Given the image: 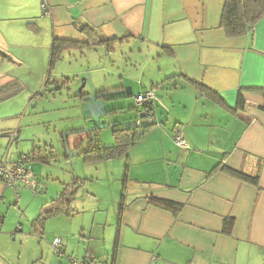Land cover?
I'll return each instance as SVG.
<instances>
[{
  "label": "crops",
  "instance_id": "crops-1",
  "mask_svg": "<svg viewBox=\"0 0 264 264\" xmlns=\"http://www.w3.org/2000/svg\"><path fill=\"white\" fill-rule=\"evenodd\" d=\"M4 1L9 10L0 16L6 22L0 29L2 61L30 66L37 56L46 77L53 40L64 41V49L88 40L133 43L152 55L160 53L170 63L168 78L191 89L173 91L188 99L172 100L171 110L163 101L172 92L158 100L168 114L161 111L160 120H139L145 106L157 115L152 90H146L152 103H136L134 125L149 126L125 154V196L111 264H264V99L248 90L264 84V16L243 35L228 36L220 26L225 0H49L48 14L40 0ZM84 25L95 30L89 38ZM19 78L0 70V88ZM240 90L242 109L236 107ZM107 92L112 97L120 90L96 93ZM175 134L185 147L174 142ZM225 169L258 175V184ZM18 186L0 178V228L12 204L11 191L16 203L20 200ZM150 196L181 208L174 214L151 204ZM229 217L233 226L225 234L223 222ZM56 237L47 240V249H53ZM87 254L94 255L90 249Z\"/></svg>",
  "mask_w": 264,
  "mask_h": 264
},
{
  "label": "rangeland",
  "instance_id": "rangeland-1",
  "mask_svg": "<svg viewBox=\"0 0 264 264\" xmlns=\"http://www.w3.org/2000/svg\"><path fill=\"white\" fill-rule=\"evenodd\" d=\"M6 6L0 0V16ZM5 23L0 21V29ZM159 54L152 55L151 49L133 43L62 49L52 64L46 62L48 84L37 56L30 66L0 58V70L20 77L0 88V154L6 153L9 141L4 132L12 130L19 135L9 157L33 151L46 160L30 164L43 192L34 194L18 186L21 197L17 203L10 193L12 204L0 228V264H67L66 256L82 257L88 249L96 257L95 264H111L118 209L125 196L126 153L85 159V142L91 134L101 147L113 145L112 126H134L138 118L135 98L146 90H152L157 100L153 104L157 115L151 119L160 120L161 111L160 115L168 116L158 102L165 94L172 92L163 101L170 110L181 96L187 98V94L173 92L191 89L168 78L170 63ZM117 88L120 92L111 98L98 99L103 101V111L97 118L87 116L85 97ZM93 128L95 135L89 132ZM57 198L64 212L46 217L40 226L37 219L57 204L53 201ZM54 236L64 238L62 257L47 249V240Z\"/></svg>",
  "mask_w": 264,
  "mask_h": 264
},
{
  "label": "trees",
  "instance_id": "trees-1",
  "mask_svg": "<svg viewBox=\"0 0 264 264\" xmlns=\"http://www.w3.org/2000/svg\"><path fill=\"white\" fill-rule=\"evenodd\" d=\"M264 16V0H225V3L222 8L221 18H220V26L224 29L225 33L228 36H239L243 35L248 29L252 28L262 17ZM81 30L86 34L89 38V35L93 33L95 30L88 25H84ZM90 33V34H89ZM101 43L106 46L110 45V41L103 40ZM91 44H99L98 41L88 40L87 45ZM86 45V44H83ZM82 45V46H83ZM67 45L64 41L61 40H53L51 46V57L50 64L53 63L58 53L64 49ZM205 89V87H204ZM249 91L256 92L260 94L264 99V84L261 87L248 89ZM209 93L210 91L207 89L206 91ZM110 93L107 92V95L104 98H111ZM236 107L242 109L244 107V97L242 95V91L238 92L237 96V104ZM261 109L264 110V106H261ZM147 106L144 107L145 115L148 113ZM144 126H132L129 128H123L121 126H112L113 139L114 143L111 146L101 147L95 138L91 137V134L88 135L87 141L85 142L87 147L84 151L85 159L89 160H97L102 158H110L113 156H119L122 153L125 154L130 145H132L145 131L146 127ZM96 128L89 129V132L92 134H96ZM12 132V131H11ZM18 134V132H17ZM29 154L30 160H41L46 161L43 157L36 155L33 151L27 153ZM229 174L243 180L247 181L253 185L258 184V175H248L241 170H233V169H225ZM126 179V175H124V180ZM123 190H125V184L123 185ZM63 195V193H62ZM149 202L159 208L169 210L172 213L176 214L180 208L181 204L172 202L169 200L157 198L154 196H150L148 198ZM56 203L59 202L58 198L53 200ZM64 212V209H61L57 204H54L50 209L45 210L44 216H40L37 221L39 225L43 224V220L59 212ZM123 211V197L122 201L119 205L118 218L120 219ZM43 215V214H42ZM36 221V222H37ZM233 226V218L229 217L224 219L223 222V232L225 234L231 233V228Z\"/></svg>",
  "mask_w": 264,
  "mask_h": 264
},
{
  "label": "built area",
  "instance_id": "built-area-1",
  "mask_svg": "<svg viewBox=\"0 0 264 264\" xmlns=\"http://www.w3.org/2000/svg\"><path fill=\"white\" fill-rule=\"evenodd\" d=\"M41 9L44 14L49 13V0H40ZM154 97L150 91H145L136 96L135 101L137 104H147L152 103ZM151 116H153V112L148 110V113L145 117H150L149 121H152ZM139 122V121H138ZM139 126V123L136 124ZM9 142L6 148V153L3 154L0 158V178L7 186L15 187L16 182L20 184V186L24 189L31 190L34 194L37 192H43L41 189L40 183L38 182L37 176L34 174L31 169V160L29 154L20 153L16 158L9 157V149L12 143L17 139V131H12L8 133ZM174 142L180 146L185 147L186 143L183 137L179 134H175ZM15 197L19 198V194L15 189ZM61 239L56 237L53 239L52 248L55 254L61 255L62 248ZM68 264H94L95 256L91 254H87L83 257H67Z\"/></svg>",
  "mask_w": 264,
  "mask_h": 264
},
{
  "label": "water",
  "instance_id": "water-1",
  "mask_svg": "<svg viewBox=\"0 0 264 264\" xmlns=\"http://www.w3.org/2000/svg\"><path fill=\"white\" fill-rule=\"evenodd\" d=\"M84 85V83H83ZM127 94L131 93L130 88H127L126 90ZM103 96L100 95H93L91 93L88 97H85L86 100V110H87V116L88 117H94L97 118L103 111V101L98 100Z\"/></svg>",
  "mask_w": 264,
  "mask_h": 264
}]
</instances>
